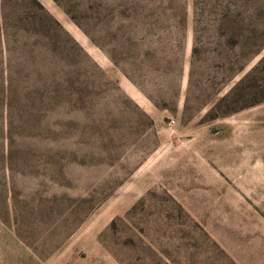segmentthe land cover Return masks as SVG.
I'll use <instances>...</instances> for the list:
<instances>
[{
  "label": "rangeland",
  "instance_id": "374dc122",
  "mask_svg": "<svg viewBox=\"0 0 264 264\" xmlns=\"http://www.w3.org/2000/svg\"><path fill=\"white\" fill-rule=\"evenodd\" d=\"M37 1L0 0V264H264V99L212 108L264 0Z\"/></svg>",
  "mask_w": 264,
  "mask_h": 264
},
{
  "label": "trees",
  "instance_id": "16d2710c",
  "mask_svg": "<svg viewBox=\"0 0 264 264\" xmlns=\"http://www.w3.org/2000/svg\"><path fill=\"white\" fill-rule=\"evenodd\" d=\"M34 3L33 8V18L37 21V24L34 20L33 23L35 25H41L50 28L52 24L59 26V23L52 18L50 14H48L42 5L37 0H32ZM222 23H224L227 29L230 32H226L223 34V45L226 48L224 53L221 56V60L219 63L220 66V73L219 76L212 75L209 77L210 81H213L216 78H223V80H227L230 78L232 73L235 70H238L242 67V62L245 58L250 56L253 52L250 50L249 52L245 53L246 50H240L237 52H228L229 50L233 51L235 46L241 45L236 34L231 32L232 30V23L234 19L229 17L228 15H224L221 18ZM243 44V41H242ZM243 55V56H242ZM264 60V54L247 70L245 71L237 80H235L222 94L218 97L215 102L212 104V108L219 111L218 113H226L231 110L240 108L244 105H248L257 101L264 99V73L261 75L260 81L255 80L253 78L252 72L256 68V66ZM239 63V64H238ZM192 77V69L191 65L188 69L187 75V83L189 84Z\"/></svg>",
  "mask_w": 264,
  "mask_h": 264
}]
</instances>
